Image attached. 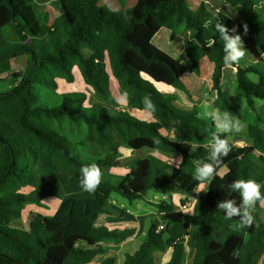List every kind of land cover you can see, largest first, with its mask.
<instances>
[{
  "label": "trees",
  "instance_id": "obj_1",
  "mask_svg": "<svg viewBox=\"0 0 264 264\" xmlns=\"http://www.w3.org/2000/svg\"><path fill=\"white\" fill-rule=\"evenodd\" d=\"M59 1L61 23L46 33L49 15L37 11L31 0H0V76L11 71L12 60L25 57L26 61L23 74L12 72L17 84L0 92V264H88L105 253L104 243H120L132 233L96 225L98 217L107 212L112 193L134 201L143 199L151 189L190 196L199 188L200 182L194 179L196 164L210 162L208 145L215 126L211 119L197 118V106H177L175 97L161 91L157 83L173 86L189 98L207 94L206 100L229 113L232 84L253 110L258 99L264 101L263 0H222L218 12L205 2L192 9L190 0H138L121 10L100 6L99 0ZM229 7L242 9L243 21L236 23L227 12ZM217 23L228 29L237 27L248 52L231 67L223 63ZM244 24L248 26L246 35ZM11 26L15 38L5 34ZM181 26L186 31L185 61L157 40L164 28L174 36ZM76 67L95 95L110 103L118 102L112 77L127 93V105L132 109L144 110L142 101L150 97L155 105L153 117L125 109L106 112L85 107L88 94L83 91L60 94L61 102L55 106L35 103V84L57 94L60 79L76 80ZM186 76L190 89L184 82ZM206 76L210 84L203 89L200 79ZM63 119L84 123L86 138L74 142L60 132L56 122ZM247 132L252 143L245 146L235 144L228 133L221 134L229 139L231 151L215 178L204 185L206 194L197 198L193 212L183 213L172 200L159 201L146 239L135 252L126 254L123 264H157L154 251L168 248L172 252L165 264H183L187 237L194 248L192 264H260L264 256L261 204L257 202L252 213L253 225L242 229L233 225L240 224L239 217L226 219L217 207L224 199H235L237 206L242 203L239 192L230 188L234 180H255L264 196V104ZM85 143L99 146L105 156L79 158L73 149ZM121 146L179 155L183 162L176 167L150 154L136 159L130 172L113 184L104 176L114 166ZM42 160L50 167H42ZM93 163L101 169L102 180L89 196L72 193L53 214L30 212L26 225L14 224L27 204L60 195L57 183L21 191L31 174L52 175L58 170L70 176V181L81 182V167ZM162 224L164 228L159 229ZM99 264H116V258L108 256Z\"/></svg>",
  "mask_w": 264,
  "mask_h": 264
},
{
  "label": "rangeland",
  "instance_id": "obj_2",
  "mask_svg": "<svg viewBox=\"0 0 264 264\" xmlns=\"http://www.w3.org/2000/svg\"><path fill=\"white\" fill-rule=\"evenodd\" d=\"M137 1L138 0H99V5L106 6L112 10H121V9H127L130 7H133ZM191 1H194V0H190V4H189V6L193 9L195 2L192 3ZM195 1L198 4L200 3V0H195ZM31 2L35 5L37 11L46 12L49 15V21L44 24V30L46 33H48V31L52 27L57 26L61 23L62 7H61L59 0H31ZM263 3H264V0L262 4ZM232 13L236 15L237 11L235 9H232ZM12 27L13 26H11L10 29H7V31H5V34L11 38H15L16 34L13 33ZM185 32H186L185 28L181 26L176 31V34L172 36L170 34V30L167 28H164L161 32L158 33L157 40L158 39L160 40L161 38H163V41L160 40V43L162 44V46L164 48L173 50L177 58H180L181 60L185 61L187 60V58H183L185 57L183 54L184 53L183 39L186 35ZM15 61H16L15 62L16 70L14 72L23 74L26 68L25 58L19 57ZM76 70H78V72L76 71L77 78L72 84H67L68 82L65 83L63 81L60 82L59 89H58V91H61L59 92L60 94L68 92V91L86 92L88 94V99L84 103V106L88 108L95 106L99 110H103L106 112H114L116 110L125 109L137 115H140L141 117H146V118L150 117L148 114L153 113V112L151 113L148 112L146 109L138 110V109H132L131 107H129L127 105V97L124 96L125 92L120 88L118 81L114 77H112V90L117 98V101H118L117 104L110 103L106 100H103L97 97L93 89L84 82L79 69L77 68ZM187 77L188 76H186V78ZM250 77L256 80V76L250 74ZM186 78H184V82L190 89V84L187 83L189 81V78L187 79ZM10 80H14V79L12 78ZM19 80H21V78H19ZM200 80L203 81L202 83L203 89L209 86L210 83H209V78L207 76L202 77ZM7 84L8 82H3L2 84H0V91L7 90L6 89ZM156 86L161 90V85H156ZM34 92L36 94V99H35L36 104H42L46 106H55L61 102L60 95L53 93L50 89L44 87L41 84L34 85ZM229 93L232 95L231 97L232 103L230 104H232L231 106L233 110L232 113L230 114L233 115V118H238L246 126L245 130L240 133L232 132L229 134H230L231 139L237 142L236 144H239V146H245V143L243 142V140H245L248 137L247 125L250 122L256 121L257 113H259V106L260 105L262 106L264 104V101L258 99L256 101V109L253 110L252 108L248 106L246 96L244 94H239L238 90L236 89V84H232V86L229 88ZM173 95L175 97V104L177 106L181 108H193L194 105L196 106L197 104H199L200 111H201V107H200L201 103L204 102L207 98V94H203L204 98H201L200 95L198 94H194L192 98H189L185 93H183L179 89L175 90ZM208 102L212 105L211 101H208ZM221 112H225V111H221ZM56 127L59 128L60 132L69 136L74 142L84 140L87 135V126L84 123H80V122L75 123V122H70L66 119H63L61 121L56 122ZM172 136L176 138L178 137L176 134H173ZM120 148H129V147L121 146ZM141 150H147V149H141ZM118 152L120 156L121 152L119 150ZM73 153L79 158L84 159V160H94L99 157L105 156V153L99 146L95 144H90V143L77 145L76 148L73 149ZM150 154L152 153H148L147 156H149ZM167 157L172 158L174 156L168 155ZM129 163H130L129 166H133L134 164L133 161H130ZM129 166L127 165L123 166L120 164L117 166H113L109 168L104 178L109 179L113 184H118V182L120 181V178L122 177V173L125 172V171H122V168L124 167L126 169V168H129ZM42 167L48 168L50 167V164L48 162L43 161ZM53 183L58 184V190L60 194L59 197L48 196V197L42 198L39 201V203L32 202V203L27 204L26 208L23 211L22 217L19 218V220L15 221L14 224L26 225L28 223L30 212H38V213L50 214V215L53 214L52 210L54 206H56L59 203V201L61 202L63 198H65L67 195H70L72 193L77 195L78 197H86L90 195V192L85 191L83 189L82 184L79 180L75 179L72 182H70V176L63 174L58 170H56L52 175H49L46 172H38V173L31 174L27 180V185L24 186L21 191L28 192V191L33 190L36 186L49 185ZM205 194H206V188L204 187L202 191V195L205 196ZM162 197H163V194L154 189L149 190L143 199L136 200L133 203H130V200L121 196V194L117 192H114L111 195V198L117 199L120 204L124 203L126 209L131 211L133 215H139V214H145V213L148 215L146 217L145 230H147L150 227V224L152 221L151 216H153L152 213L156 212V205L153 204L152 201L162 199ZM192 209L189 210V213H192ZM236 225H237V228L242 229L241 224L237 223L235 224V227ZM112 247L109 246L108 249L111 251H109L110 254L109 253L107 254L112 255V256L115 255V257L121 256ZM105 251H106V247H105ZM68 264H70V262Z\"/></svg>",
  "mask_w": 264,
  "mask_h": 264
},
{
  "label": "clouds",
  "instance_id": "obj_3",
  "mask_svg": "<svg viewBox=\"0 0 264 264\" xmlns=\"http://www.w3.org/2000/svg\"><path fill=\"white\" fill-rule=\"evenodd\" d=\"M210 0H205V3H209ZM219 9H217V12ZM244 35L248 32L247 24H244ZM215 30L219 34L220 40L223 41V63L226 67H231L238 64L241 59L248 54L242 36L237 33V28L233 26L231 29L232 35L229 34V29L224 23H217ZM215 41H213L214 43ZM127 96V93H124ZM143 104L148 112L155 111V105L152 103L150 97L143 99ZM201 111L197 113L198 119H211L216 131L212 133V139L209 143V156L208 161H198L195 168L194 179L199 181V187L201 191L204 189V185L210 184L215 178L217 168L222 164L223 158L227 157L231 151L229 139L221 138V134L227 133H240L245 130L246 126L238 119L233 118L228 111L221 112L219 109H214L212 105L205 100L201 103ZM174 160L171 161L173 163ZM183 162V157H180L175 161L176 167ZM81 184L85 191H95L102 180V172L99 166L95 163L91 165H85L81 167ZM222 178V177H221ZM230 188L233 192H239L242 203L237 206L235 199H227L218 203V210H222L225 213L226 219H232L233 217L240 218L241 226L251 227L254 223V216L252 215L255 210L257 202L264 206V196H262L260 188L261 185L255 180L240 179L234 180L230 184Z\"/></svg>",
  "mask_w": 264,
  "mask_h": 264
},
{
  "label": "crops",
  "instance_id": "obj_4",
  "mask_svg": "<svg viewBox=\"0 0 264 264\" xmlns=\"http://www.w3.org/2000/svg\"><path fill=\"white\" fill-rule=\"evenodd\" d=\"M191 2L192 3L195 2L194 3V8H197L200 5V3L201 2H205V0H200L199 4L195 0L191 1ZM206 4L211 6V7H213V8H215V9H219L220 10L222 8V0H210V2L206 3ZM232 9H235L237 11L236 15H234L232 13ZM227 12L236 21V23H240L241 21H243V19L245 17L244 11L242 9H240V8L229 7ZM170 34H171V31H170ZM160 40L163 41V38H161ZM183 41H184V39H183ZM165 49H167L170 53H172L174 56H176V54L174 53L173 50H170L168 48H165ZM183 54L186 57L185 51H184ZM185 57H183V58H185ZM263 57H264V53H263ZM23 58H25V57H23ZM16 59L12 60L11 71L10 72H6L5 74L0 76V84H2L3 82H8V84L6 86L7 90H5V91L3 90V91H0V92L9 91L17 84V80L12 76V72H14L16 70V63H15ZM76 69H77V67H76ZM74 72H75V75H76V78H77V74H76L75 69H74ZM12 78L14 80H10ZM62 81L67 83L64 79H60L59 80V85H60V82H62ZM67 84H72V83H67ZM156 85H161V90L171 94L173 97H174L173 93L175 92V90H178L177 88H175L173 86H168V85L163 84V83H157ZM59 92H61V91H58L57 95H60ZM229 95H230L229 101H230V103H232V99H231L232 95L230 93H229ZM211 103H212L214 109H218V108L215 107L214 102H211ZM197 105L196 106L199 108V104H197ZM148 115L150 117H153L152 114H148ZM247 131H248V125H247ZM229 137H230V134H229ZM230 139H231V137H230ZM232 141L235 144L237 143L234 140H232ZM243 142L245 143V145L252 143V141H251V139L249 137H247L245 140H243ZM237 145H239V144H237ZM118 150L121 152V155L118 156V158L116 159L114 166H117L119 164L123 165V166H125V165L129 166L130 165V163H129L130 161L134 162L135 159L145 158V157H147L148 153H152V154H156L158 156H161L163 159L170 161V163H171L172 160H174V162L172 164H175V161L180 158L179 155L170 154V153H164V152H161V151H158V150H153V149H147V150H141L140 149V150L134 151V150H132L130 148H120ZM168 155H171V156H174V157L169 158V157H167ZM131 167L132 166H129V168H126V169L123 167L122 171H125V172L122 173V176L127 174L128 172H130ZM222 171L225 172V168L222 169ZM70 182H72V181H70ZM154 190L159 191L157 189H154ZM162 194H163L162 199L152 201V203L156 205L159 201L165 199V200H172L176 205H179L178 202L181 203V200L185 199V195L182 194V193H179V192H175V193H172V194H167V193L166 194L162 193ZM155 197H157V196H155ZM134 201H136V200H134ZM134 201H130V203H133ZM61 202L59 201V203L56 206H54V208L52 210L53 213L58 209V207L60 206ZM109 202L110 203H109V207L107 208V212L102 213L98 217V219L96 221V225L97 226H107L110 229L116 230V231H121V230H126V229L127 230H132V233L124 241H122L120 243H117V244L113 243V242L104 243V247H106L105 253L97 255L88 264H99L106 257L112 256V255H108L107 254V253H109V251H111V250L108 249L109 246L110 247L113 246L112 248H114L116 250V252L121 255V256H117V257H115V255L113 256V257L116 258V264H123V262L125 260V257H126V254L135 252L139 248L140 244L147 237L148 229L145 230V226H146V217L148 215L146 213L145 214H139V215H133L131 211L126 209L125 204L124 203L120 204L117 199L110 197ZM261 207L263 209L262 210V214L264 215V206L261 205ZM192 212H193V209H192ZM157 214H158V209H157V206H156V212L152 213L153 216H151V219L153 220L154 218H156ZM45 215H50V214H45ZM233 225L235 226V224H233ZM236 227H237V225H236ZM80 244L83 245L84 243H80ZM171 252H172V248H168V249H166L164 251H154V257H155L156 263L157 264H165L166 261H168V259L170 258ZM193 257H194V248H193V245H192V241L188 237L187 240H186V250H185L183 264H192ZM263 262H264V256L262 257L260 264H262ZM70 264H83V263L70 262Z\"/></svg>",
  "mask_w": 264,
  "mask_h": 264
},
{
  "label": "built area",
  "instance_id": "obj_5",
  "mask_svg": "<svg viewBox=\"0 0 264 264\" xmlns=\"http://www.w3.org/2000/svg\"><path fill=\"white\" fill-rule=\"evenodd\" d=\"M229 32H230V34H233L231 32V29H229ZM236 34H240L238 28H237V33ZM201 195H202V191H201V189L199 187V188H197L194 191V193L192 195L185 196V199L186 200H185L184 203H179L178 210L182 211L183 213H189V210L192 209V208H194L197 198L199 196H201ZM163 228H164V225L163 224L159 226V229H163ZM187 238H186V240H187Z\"/></svg>",
  "mask_w": 264,
  "mask_h": 264
}]
</instances>
